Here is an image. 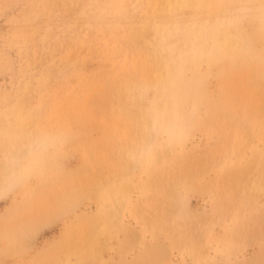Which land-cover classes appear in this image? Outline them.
Wrapping results in <instances>:
<instances>
[{
    "label": "rangeland",
    "instance_id": "rangeland-1",
    "mask_svg": "<svg viewBox=\"0 0 264 264\" xmlns=\"http://www.w3.org/2000/svg\"><path fill=\"white\" fill-rule=\"evenodd\" d=\"M54 1L0 0V264H264V0H66L45 16ZM75 25L125 61L119 97L71 113L77 96L36 97L37 56L58 58L33 46L42 29L85 42ZM56 77L53 92L85 83Z\"/></svg>",
    "mask_w": 264,
    "mask_h": 264
},
{
    "label": "bare ground",
    "instance_id": "bare-ground-1",
    "mask_svg": "<svg viewBox=\"0 0 264 264\" xmlns=\"http://www.w3.org/2000/svg\"><path fill=\"white\" fill-rule=\"evenodd\" d=\"M66 0H55L52 4V9L48 10L44 15L51 16L54 12L63 7V3ZM171 1L172 0H167ZM196 12H201L203 10L202 5L199 3V0H194ZM147 6L152 5L154 7V3H157V0H144ZM259 4L258 2H255ZM68 7H66V10ZM207 18L209 20H213V16L207 13ZM52 21V26L55 25V21ZM187 21H191V23L197 25L200 33L206 32L203 29H200V22L196 16L191 18H187ZM264 23V16L263 20L261 21ZM49 26V25H48ZM50 28V26H49ZM79 29L80 33L84 32L85 35V42L79 44L78 40L72 42L71 37L68 33V28L61 31L58 37V40L55 42L54 37L49 35L48 30L44 31V29L39 30L36 32L35 43L33 47H38L39 43L36 42V39H40V45L43 51L47 50L49 44H51L54 48H51V51L54 52V57L58 58V63L51 64L50 66L44 64L43 57L37 56L40 59L39 69L36 72V81H35V90H36V97L40 99V97H78L80 100H76L77 106L72 105L70 107L71 113L74 112L80 106H84L87 102L91 100H101L105 97H119V72L124 67L125 61V52L120 50L119 53V42H111L109 41L107 36L99 37L102 40L99 42L94 40L92 35L89 34L84 28L75 25L73 29ZM48 29V27H47ZM233 32L229 30L228 36H231L229 40L235 38L233 36ZM252 35H246L239 33L236 34V39L239 42L238 50L241 51L240 58L250 56L252 54V42L248 39H251ZM28 47V44H26ZM235 49H230V51H234ZM101 53V59L95 60L98 63V71L96 73L91 74H84L81 72L80 64L83 62L82 56L83 54H91L92 57L96 54ZM255 60V59H254ZM137 62L141 61V58L136 59ZM144 61V60H143ZM71 69V71H70ZM61 74L62 77L66 78L69 73L74 77V79H81L85 83H80L79 81L77 84L72 86L71 88H65L59 92H53L51 85H55L58 83L56 81V75ZM24 76L28 75V72L25 70L23 73ZM33 86L30 83V87H27L28 90L31 91V87ZM31 94H21V97H27ZM14 97V96H13ZM85 98L84 101L81 99ZM51 139V138H50ZM89 174V173H88Z\"/></svg>",
    "mask_w": 264,
    "mask_h": 264
}]
</instances>
